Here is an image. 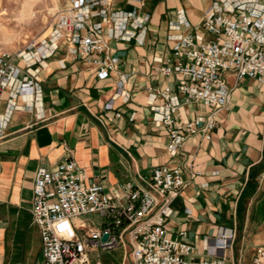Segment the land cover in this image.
<instances>
[{
  "label": "crops",
  "instance_id": "1",
  "mask_svg": "<svg viewBox=\"0 0 264 264\" xmlns=\"http://www.w3.org/2000/svg\"><path fill=\"white\" fill-rule=\"evenodd\" d=\"M211 1L109 0V11L134 12L141 26L128 25L134 32L130 40L104 36L109 53L118 59L108 77L96 75L93 54L81 57L61 42L42 64L34 65L40 104L27 107L17 96L11 108L9 91L3 92L0 118L7 120L0 136V264H44L39 228L31 213L34 172L66 159L77 162L89 182L102 184L103 191L121 204L127 201L123 183L147 188L156 166H183L186 184L170 202L166 228L170 237L193 247L195 262L223 256L227 264H237L244 253L264 245V86L226 73L231 95L212 114L209 137L198 130L175 156L167 153V127L153 119L149 103L151 88H168L179 100L175 124L195 116L204 117L200 128L206 122L211 108L180 93L179 75L160 68L177 61L172 47L179 32L210 37L200 24ZM60 2L49 29L57 13L70 5V0ZM179 10L189 21L180 31L170 28ZM120 78L126 98L116 96ZM96 215L97 222L74 218L77 232L101 228L104 219ZM222 226L235 231L231 247L223 252L215 250L213 242ZM120 247L124 252L118 264H131L127 235L111 248H88L90 263L101 264L91 252L101 249L115 256Z\"/></svg>",
  "mask_w": 264,
  "mask_h": 264
},
{
  "label": "built area",
  "instance_id": "2",
  "mask_svg": "<svg viewBox=\"0 0 264 264\" xmlns=\"http://www.w3.org/2000/svg\"><path fill=\"white\" fill-rule=\"evenodd\" d=\"M108 6L109 0H70V5L57 13L46 35L22 50L1 51L0 98L8 90L11 108L17 96L23 98L27 107L40 104L42 92L34 65L42 64L61 42L73 54L81 57L93 54L96 75L100 79L108 77L118 59L109 53L104 36L130 40L134 32L128 30V25L141 26L134 12L109 11ZM93 17L99 21H92ZM147 18L145 15L143 21ZM181 26H189V21L179 10L170 28L180 31ZM200 26L210 37L179 32L173 36L172 47L177 61L160 69L165 74H178L179 92L211 108L203 126L200 128L203 116L175 124L179 100L168 88H151L149 93L153 119L167 127L166 149L170 156L177 155L187 137L200 129L209 137L212 114L222 109L231 95L226 73H233L237 79L252 78L264 86V0H212L202 14ZM181 57L186 61H180ZM116 85V96L126 98L123 78ZM158 99L162 100L161 104H153ZM6 120L0 118V136ZM183 173L181 165L156 166L147 188L131 182L121 185L127 199L121 204L103 191L102 184L89 182L85 170L72 159L50 168L39 166L33 177L31 213L39 228L44 264H91L88 248H111L125 235L129 240L131 264H227L223 256L193 261V247L167 233L170 202L186 184ZM88 214L101 216L102 227L77 232L73 219ZM105 233L107 239L103 241L101 237ZM234 238V229L220 227L213 237L215 250H227ZM251 264H264V245L253 250Z\"/></svg>",
  "mask_w": 264,
  "mask_h": 264
},
{
  "label": "rangeland",
  "instance_id": "3",
  "mask_svg": "<svg viewBox=\"0 0 264 264\" xmlns=\"http://www.w3.org/2000/svg\"><path fill=\"white\" fill-rule=\"evenodd\" d=\"M60 0H0V52L22 50L35 39L46 35L54 20V12L60 7ZM97 222L96 214L82 215ZM124 249L110 256L101 249L91 252L98 255L101 264H118ZM252 252L243 254L237 264H251Z\"/></svg>",
  "mask_w": 264,
  "mask_h": 264
},
{
  "label": "water",
  "instance_id": "4",
  "mask_svg": "<svg viewBox=\"0 0 264 264\" xmlns=\"http://www.w3.org/2000/svg\"><path fill=\"white\" fill-rule=\"evenodd\" d=\"M101 239H102L103 241H105V240L107 239V234H106V233L103 234L102 237H101Z\"/></svg>",
  "mask_w": 264,
  "mask_h": 264
}]
</instances>
